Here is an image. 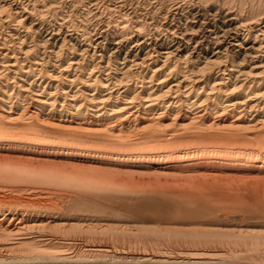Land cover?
I'll list each match as a JSON object with an SVG mask.
<instances>
[{
  "label": "bare ground",
  "instance_id": "bare-ground-1",
  "mask_svg": "<svg viewBox=\"0 0 264 264\" xmlns=\"http://www.w3.org/2000/svg\"><path fill=\"white\" fill-rule=\"evenodd\" d=\"M139 1L70 0L82 20L50 24L60 0H0V193L33 196L0 209V264H264V222L238 217L200 222L171 257L125 254L93 224L60 225L86 240L42 235L43 220L88 222L78 206L122 179L172 177L148 200L210 175L264 188V0ZM46 198L79 215L37 209Z\"/></svg>",
  "mask_w": 264,
  "mask_h": 264
},
{
  "label": "rangeland",
  "instance_id": "rangeland-1",
  "mask_svg": "<svg viewBox=\"0 0 264 264\" xmlns=\"http://www.w3.org/2000/svg\"><path fill=\"white\" fill-rule=\"evenodd\" d=\"M61 1L62 0H60L59 3L60 10L58 9L59 11L58 16L57 17H53L51 15L46 16V20L47 21L49 20L48 21L49 23L50 21L51 22L54 20L56 21L57 20L56 18L61 19L63 17L64 18L70 17L69 15H71L70 18L72 20H74L75 18L76 19L79 18L78 20L75 19L76 21L82 20L80 14L77 15L76 13L71 11L72 9L68 6V4H70V0H64L62 1V3ZM142 1L144 2V0ZM142 1H139V3L143 4ZM164 1H168L169 3L171 0H164ZM61 8L63 9L61 10ZM62 11L64 12L62 13ZM62 14L65 15L63 16ZM87 18L88 20L90 19L89 23L90 25L93 26L92 29L96 28L95 19L89 17V15ZM106 18L107 16H104L101 19L106 20ZM45 27H49V26H45ZM44 29L42 28L41 31L43 32ZM42 32L40 33V35L42 34ZM43 35L44 33L41 35V37ZM123 55L124 52L121 53V57H123ZM204 179L206 180V182H200L198 186L190 190L191 191L190 194L189 193H187L186 195L180 194L177 198L169 197L168 199H166L165 197L163 198L152 197L151 200H148V198L141 199L142 191L146 190L148 187H154V186L161 187L165 185H172V180H173L172 177L167 179L165 178L154 179L152 177L147 178V176H140L137 177L136 179H122V181H120L119 183L121 187L120 192H118L119 197H115L114 194H110L106 202H103L105 206L101 201L99 203L96 202L97 204L96 209H98V211L95 209L96 213L95 211H93L94 207L93 208L90 207V209L92 208V212H91L87 210L89 209L87 206H83V208L87 207L86 208L87 212L86 210H84L86 212L85 214L82 211L83 210L82 205L78 206L80 209L79 212L80 216L82 215L83 216L85 215L87 217L89 216L88 218L89 224L87 221L83 223L77 221L62 222L57 219L43 220L42 224L43 225L46 224V225L44 230L42 231V235L45 236L47 235L48 237H51L54 240H61V238L63 240L71 239V238L86 240L89 237H92L93 234L90 235L88 233L90 235L89 236L88 234L82 231H76V230L73 231L69 229L70 227L62 229L60 228V225L65 223L67 225L77 224V226L79 225L85 227L93 224L91 225V227L93 226L92 228L95 229L96 233L94 234L96 237H99L101 235V237L105 239L110 246L115 247L116 249H121V248L124 249V253L126 252L128 254H135V253H141L142 250L143 251L146 250L149 252L150 250L157 249L161 252H164L166 255H169L168 257H171L170 255H175V253L177 254L183 252L185 248L188 249L187 248L189 247L188 245H190L189 248L193 247L189 242V236H187V234H189L188 232L196 233L204 230L203 228L206 227L200 226L199 224L200 222H208V221L215 222V220L216 221L218 220L219 222L221 221L225 222V221H229L231 217H238L236 223L242 218L243 219L245 218L246 221L250 223L264 222V188L255 189V188H249L247 186L240 187L241 184H238L236 181L229 182L227 178H222L218 176L211 177L210 175L205 177ZM143 193L145 194V192ZM8 194L6 195V193H0V196H3L2 198L0 197V201H1L0 209L2 210L12 209L14 207L13 205L16 206V204L22 206L24 204V201L27 200L26 197L27 198L33 197L29 195L26 196L24 192L21 194L19 193L20 195L18 194V196H14L12 194L8 195ZM134 195L137 196L134 198L133 197ZM165 199L167 201H164ZM57 200L58 199H54V198L43 199L41 200L43 205L41 204L42 206H40L37 204V207H40L37 209L51 210L54 212L57 211L56 213H58L63 209L61 213L64 215L68 213L67 210L69 212L73 211L74 213H77V211H79L78 209L77 211L71 210L70 209L71 206L67 204H65L64 206V203H62L60 199L58 201ZM102 205L104 206V209ZM56 207L60 208L61 210H58V208ZM98 207L99 208L102 207L100 208L102 211ZM73 208L76 209V207H72V209ZM138 211L139 213L141 211V214L138 215L140 216L149 215L152 218L154 217L153 218L154 221L151 218L150 221H153L152 222L153 224H147L148 226L142 224L143 227L141 226V228L137 231L133 229V226H137V225L133 224L132 226L131 222L134 221L135 218L142 219L140 216L136 215ZM126 212H134L133 214H135L137 217H134L132 213L130 215V213H126ZM79 213L77 214L79 215ZM127 215H130L129 216L130 218ZM127 217L129 220L126 219ZM99 220L100 221L102 220V222H100ZM45 221L46 222L49 221V222L46 223ZM90 221H92L93 223ZM125 221L127 222L131 221V222L126 223ZM179 221L180 222L182 221L186 224L189 223L190 225L189 226L182 225L179 223ZM169 222H171V224H169ZM177 223H179L180 225ZM101 229H103L104 231ZM100 230L103 233L97 234L100 232ZM184 237H186L185 238L186 240H184ZM183 240L185 241L184 244L186 243L188 244L184 245ZM181 246H185V247L183 248ZM122 252L123 251L119 250L118 254H121Z\"/></svg>",
  "mask_w": 264,
  "mask_h": 264
}]
</instances>
